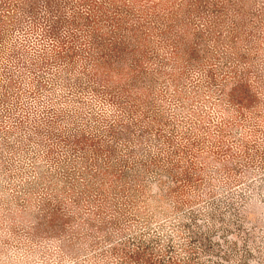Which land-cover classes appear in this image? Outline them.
<instances>
[{"label": "rangeland", "instance_id": "obj_1", "mask_svg": "<svg viewBox=\"0 0 264 264\" xmlns=\"http://www.w3.org/2000/svg\"><path fill=\"white\" fill-rule=\"evenodd\" d=\"M0 264H264V0H0Z\"/></svg>", "mask_w": 264, "mask_h": 264}]
</instances>
